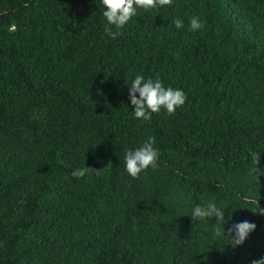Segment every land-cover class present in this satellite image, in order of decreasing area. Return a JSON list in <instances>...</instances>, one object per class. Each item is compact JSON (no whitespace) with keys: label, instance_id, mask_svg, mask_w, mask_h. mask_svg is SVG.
Segmentation results:
<instances>
[{"label":"trees","instance_id":"obj_1","mask_svg":"<svg viewBox=\"0 0 264 264\" xmlns=\"http://www.w3.org/2000/svg\"><path fill=\"white\" fill-rule=\"evenodd\" d=\"M101 11L99 0H0V264L264 257V175L250 157L264 170V0H173L115 39ZM136 73L182 88L184 106L136 120L125 85ZM148 135L160 167L133 179L124 150ZM85 164L100 172L72 177ZM208 200L229 207L226 236L256 225L242 245L185 216Z\"/></svg>","mask_w":264,"mask_h":264},{"label":"clouds","instance_id":"obj_2","mask_svg":"<svg viewBox=\"0 0 264 264\" xmlns=\"http://www.w3.org/2000/svg\"><path fill=\"white\" fill-rule=\"evenodd\" d=\"M173 0H99L101 15L104 20V31L109 38L115 39L123 35V29L133 18L138 17L140 12L159 11L166 7H171ZM177 29L184 27L180 20L175 21ZM203 21L198 15L189 18L188 30L195 33L201 30ZM15 31V25L12 27ZM125 85L128 87V100L133 106L131 112L134 118L141 123L150 121L154 113L162 110L169 116L182 108L187 100V94L182 88L166 86L159 77H146L143 73H136L130 78V82ZM255 166L251 172L254 177L264 175V170H257L261 155L250 153ZM161 151L157 147L156 138L148 135L135 147L124 150L123 168L124 172L133 179L138 178L141 173H146L160 167ZM90 172L99 173L85 164L72 170L71 175L76 180L85 179ZM229 207L218 205L215 200H208L204 203H195L191 206L187 215L197 223H207L213 227L217 236L230 238L233 247L242 245L249 234L256 229V225L249 221H241L231 225L225 235V213ZM261 214L264 209L260 208ZM215 218V222H211ZM230 218V216H229ZM222 229V231H221ZM251 264H264V257L255 259Z\"/></svg>","mask_w":264,"mask_h":264}]
</instances>
